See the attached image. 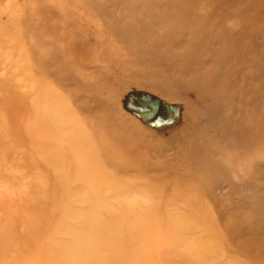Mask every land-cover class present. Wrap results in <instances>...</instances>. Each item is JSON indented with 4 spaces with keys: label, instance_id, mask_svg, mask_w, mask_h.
Instances as JSON below:
<instances>
[{
    "label": "rangeland",
    "instance_id": "rangeland-1",
    "mask_svg": "<svg viewBox=\"0 0 264 264\" xmlns=\"http://www.w3.org/2000/svg\"><path fill=\"white\" fill-rule=\"evenodd\" d=\"M0 264H264V0H0Z\"/></svg>",
    "mask_w": 264,
    "mask_h": 264
},
{
    "label": "bare ground",
    "instance_id": "bare-ground-1",
    "mask_svg": "<svg viewBox=\"0 0 264 264\" xmlns=\"http://www.w3.org/2000/svg\"><path fill=\"white\" fill-rule=\"evenodd\" d=\"M140 97V96H139ZM143 101V100H142ZM139 102H141V101H139ZM155 104V103H154ZM150 106H151V104H150ZM155 108V107H154ZM154 108H152V109H154ZM162 110V109H161ZM157 113V112H156ZM150 121V120H149Z\"/></svg>",
    "mask_w": 264,
    "mask_h": 264
}]
</instances>
